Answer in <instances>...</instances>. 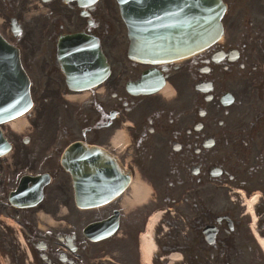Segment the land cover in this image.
Listing matches in <instances>:
<instances>
[{"label":"flooded vegetation","instance_id":"obj_1","mask_svg":"<svg viewBox=\"0 0 264 264\" xmlns=\"http://www.w3.org/2000/svg\"><path fill=\"white\" fill-rule=\"evenodd\" d=\"M223 1L219 43L157 65L130 61L118 38L108 36L112 27L104 12L93 8L83 30L100 33L110 72L87 102L90 111L79 113L85 128L78 140L102 147L152 189V201L194 208L200 258L214 252L219 264H264V251L252 238H264V0ZM143 76L149 91L128 90ZM42 85L38 91H55L49 79ZM53 101L67 108L61 96ZM15 175L0 160V264H89L90 243L81 228L58 220L56 190L43 193L51 203L44 213L40 205L11 206ZM66 189L62 185L61 193ZM117 210L110 204L103 217ZM40 214L66 226L44 228ZM207 224L216 229L211 247L202 236Z\"/></svg>","mask_w":264,"mask_h":264},{"label":"water","instance_id":"obj_2","mask_svg":"<svg viewBox=\"0 0 264 264\" xmlns=\"http://www.w3.org/2000/svg\"><path fill=\"white\" fill-rule=\"evenodd\" d=\"M131 1L132 0H128L125 4L121 5L122 12L124 14L123 18L128 26L129 37L134 41V45L136 44L139 46L142 45L145 48V51L148 52L154 51L158 53H163L167 51L173 53H178L181 51H190L192 48L202 47L207 43L215 40L217 36L220 34L221 29H220L219 19L222 12V5L220 3V0H198L200 6L203 8L200 9L199 16L197 18H193L187 26L179 25V24H169L168 26L166 27L164 26L160 30H157L156 36H154V38L151 39V40L155 39V42H144L141 39L137 40L135 38L137 32L134 30L132 26V20L134 19L133 14L128 12L129 8L131 7ZM192 7L193 8L189 10L191 14L195 16L196 8L199 7V4L196 5L195 3H193ZM169 20L170 19L166 17L164 22H167ZM72 39L73 42L69 43V47L71 48V50L72 49L73 50L71 51V50L63 49L61 54L60 66L66 75L67 83L70 87L71 86L74 87V85L79 84L78 88L85 89L86 87L91 85V82L101 77L102 71L98 70L94 74H88L82 76L83 77L82 80L76 74V71L86 72V70H90L91 72H94L95 70L99 69L101 67V63L98 62V57L100 56V52L98 49L94 50L93 47H91L90 50H88L87 48L78 49L80 45L86 43L85 40L87 38H84L82 36H73ZM9 52L11 53L10 64L7 65V67L9 68V72L7 73L0 72L1 102H5L10 99L9 95L4 96V91H6L5 90L6 83L9 80L12 83V85L15 84V81H16V85H21V86L26 83L25 75L20 69V66L18 64V58L16 52L14 53L13 50H9ZM87 53L88 55H86ZM64 54L70 56V58L67 60ZM90 60L92 61L90 62ZM16 77H18V80L16 79ZM17 105H18V101L9 106H4L0 108V119L7 118L9 113L17 108ZM27 105L28 103L26 101L25 105H22V107H20L21 106L20 105L19 107L20 109L21 108L23 109L24 106ZM15 114L16 113H14L13 115ZM69 150L70 149H68L65 153L66 158L69 157L70 154H72V152ZM81 156H82V161L74 164V166L71 167V169H69L70 167L67 165H65V167L70 170V172L75 177V180L80 179L83 181L84 180L83 177L88 176V174L92 176L93 173L99 170L98 166L100 167V163L97 160L99 156V152L92 148L87 151L84 150ZM86 159H88V161H86ZM87 162H90V164L92 165H88ZM107 169H109V166L107 167ZM107 171L109 172L110 170ZM93 179L94 177H92V180ZM83 183L84 182H81L80 183L81 185L76 186V189L81 188ZM92 194L96 196L95 192H92ZM106 198L78 199L77 205L83 207L95 206L97 204L104 202Z\"/></svg>","mask_w":264,"mask_h":264},{"label":"rangeland","instance_id":"obj_3","mask_svg":"<svg viewBox=\"0 0 264 264\" xmlns=\"http://www.w3.org/2000/svg\"><path fill=\"white\" fill-rule=\"evenodd\" d=\"M105 4H107L108 5V11H107V17H108V19L111 21V23L113 24V19H117V11H116V7H115V5H114V3H113V1L112 0H105ZM103 6H104V4H103ZM15 9H17V10H19L20 9V6L19 5H17V6H15ZM8 14H11V12H5L4 13V11L3 10H1V8H0V19H1V22H0V28H1V30L2 31H4V30H6V26H7V23H8V19H7V15ZM9 16H12V15H9ZM5 20H7V21H5ZM26 20V19H25ZM25 20H23V18H22V22H26L25 23V26L26 27H30V26H32V24L30 23V22H32V20H29V21H25ZM114 26H117V24L115 23V21H114ZM35 31V32H34ZM42 30H41V25L40 24H38V26L37 27H35V28H32V34H31V39L30 40H32L33 42H34V44H35V46L33 47V50L35 49V51H36V53H37V55H39L40 54V51H43V42H42V39L40 38L41 36H42V38H44V36H43V33L41 32ZM115 31H118V33H120V31H121V29H117V30H115ZM124 28H123V30H122V35L124 36ZM23 54V56H25V52H23L22 53ZM30 71H31V76H32V78L34 79V81H35V83H37L38 82V74L36 73V71L33 69V67L31 66L30 67ZM41 108V107H40ZM37 109H38V106H36L33 110H32V112H31V114H34V112L36 113V111H37ZM52 109V108H51ZM47 110H49V109H47ZM51 112V111H50ZM37 114V113H36ZM26 120L28 121V120H30L28 117L26 118ZM75 121V120H74ZM47 122H48V129H49V126H50V120H49V118H48V115H47ZM35 124V127H38L37 126V124L36 123H34ZM29 121H28V125L22 130V132L23 133H21L20 135H19V137H18V143L20 144V146H19V144L17 145V146H15V152H17V149H19L20 150V148L21 147H23V145L21 144V142H20V139H21V137H22V135H27V132L29 131ZM8 133L7 134H10L11 133V131L8 129V131H7ZM10 132V133H9ZM36 133H37V131L34 133V131H33V135L32 136H35L36 135ZM43 133H39L38 135H37V139H40L42 136ZM28 137H29V135H28ZM40 137V138H39ZM59 138H61V137H59ZM62 139V138H61ZM63 140V139H62ZM32 140H30V142H31ZM63 141H57L56 142V144L58 145V144H61ZM65 142V141H64ZM66 143V142H65ZM64 144V143H63ZM31 147L33 148V146H28V147H26L25 148V150H29V149H31ZM47 150V149H46ZM49 151V150H48ZM16 154V153H15ZM40 156H43L44 157V155H43V153L42 154H40ZM31 157V155H29V158L28 159H23L21 156L20 157H14V154H12L10 157H8L7 159H8V162L10 163V165H14L15 166V170H17V169H23V168H30V169H33V170H37V171H39V170H42V169H46L47 167L45 166L44 168H42V167H40V168H38L40 165L39 164H35V162L30 158ZM27 162L29 163V164H27ZM51 171H52V169H51ZM53 174H54V178L56 179L57 178V181H58V185H59V189H60V185L63 183V181L67 178V176L66 175H64V174H62L60 171H58V170H56L55 171V169L53 170ZM66 181H67V179H66ZM148 194V192H146V195H145V197L143 198V200L144 199H146V197L148 196L147 195ZM68 195H69V193H68ZM70 199V201L69 202H66L65 200H62V199H60L59 200V203L61 204L60 205V209H64V206L67 208V210L69 211V212H71V211H73V209H72V204L70 203L71 202V198H70V196H69V198H68V200ZM147 200V199H146ZM45 206H47V203L45 204ZM187 206V205H186ZM171 207H173V206H171ZM179 207V206H178ZM174 208V213H175V215H174V217H176V219L177 218H180V216L182 217V218H184V217H188L189 216V214H190V209H189V207L187 206V207H179V208ZM134 208V207H133ZM157 208H163L161 205H155V206H152V209H151V211L150 212H148V213H143L142 214V212H143V209L144 208H142V207H139L138 208V218H139V223H140V226H141V224L142 223H144L145 222V220H146V217L149 215V214H151V212L152 211H154V210H156ZM82 214H87V216L88 217H93V216H95L96 214L95 213H92V212H90V211H87V212H83ZM179 221H181V220H178V222ZM184 221V220H183ZM180 226H181V229L182 230H185V226L181 223L180 225H179V228H180ZM165 228H166V225H165ZM187 232H189V233H194L193 231H187ZM161 233H163L164 234V230L163 229H161L160 227H156L155 228V231H153V234H151V239L152 240H148V241H146L145 243H146V245L147 246H149L150 248L149 249H151L152 250V253H155V251H154V249H157V246H156V244L154 243V240L156 241V235H160ZM189 238H193L194 237V235L193 236H188ZM131 240L134 242V238H133V236H131ZM161 240L162 241H160V240H158V241H156V242H162V244H167V245H174V242H167V240H164V236H161ZM164 241V242H163ZM192 242H194V240L192 241ZM134 244V243H133ZM188 245V248H191L192 249V252H190V254H192V256H195V251H194V249L192 248V247H194L193 245L191 246V244L190 243H188L187 244ZM119 247V244H117V243H105V245H103V246H100V247H95V248H93V252H95V253H98V255L99 256H101L102 258H104V255L106 254V258H108L109 260H107L106 261V263H108V264H135V262H133V263H131V260H130V256H133V252H131V245L130 244H128V246L127 245H125V248L121 251L120 249H116V247ZM102 252H104V253H102ZM156 252H159V250L157 249V251ZM147 254L145 253V252H143V255H142V257L140 258V263H138V264H146V260L148 259V257L146 256ZM97 256V255H96ZM127 257H129L128 259H127ZM152 264H158V263H156V262H154V263H152Z\"/></svg>","mask_w":264,"mask_h":264},{"label":"bare ground","instance_id":"obj_4","mask_svg":"<svg viewBox=\"0 0 264 264\" xmlns=\"http://www.w3.org/2000/svg\"><path fill=\"white\" fill-rule=\"evenodd\" d=\"M86 96H87V92H83L79 98L82 99V98H85ZM9 125H10L11 129H13L16 132H19V131H21L23 129V127L25 125V122H24L22 117H19V118H16V119L12 120L9 123ZM141 193H142V191H141V188H140L139 184L135 183L134 184V194H133V198H132L133 200L128 199V200H126V202H124V204L127 203L128 205H131L133 203H137V202L141 201V198H142L141 197L142 196ZM155 217L156 216H154V218ZM152 220L153 219L150 220L149 225L153 224L154 220L153 221ZM147 239L148 238H143L141 240L142 241V246H143L142 248H143L145 253H149V248L147 247V245L145 243ZM261 243L264 246V241H261Z\"/></svg>","mask_w":264,"mask_h":264}]
</instances>
